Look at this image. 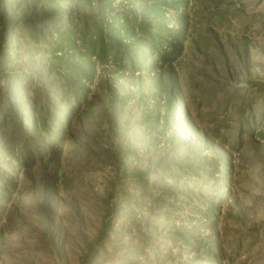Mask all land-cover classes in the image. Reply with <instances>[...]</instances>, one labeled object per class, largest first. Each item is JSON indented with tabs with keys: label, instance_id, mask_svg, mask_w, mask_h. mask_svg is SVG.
Returning <instances> with one entry per match:
<instances>
[{
	"label": "rangeland",
	"instance_id": "374dc122",
	"mask_svg": "<svg viewBox=\"0 0 264 264\" xmlns=\"http://www.w3.org/2000/svg\"><path fill=\"white\" fill-rule=\"evenodd\" d=\"M0 264H264V0H0Z\"/></svg>",
	"mask_w": 264,
	"mask_h": 264
}]
</instances>
